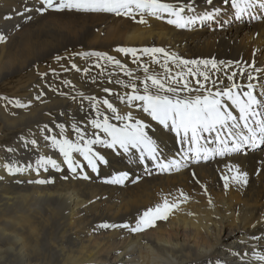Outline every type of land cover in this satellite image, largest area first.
I'll return each instance as SVG.
<instances>
[{
    "label": "bare ground",
    "instance_id": "6f19581e",
    "mask_svg": "<svg viewBox=\"0 0 264 264\" xmlns=\"http://www.w3.org/2000/svg\"><path fill=\"white\" fill-rule=\"evenodd\" d=\"M38 7H42L38 0H0V35L5 37L0 42V264H264L256 258L264 255L261 148L210 155L197 163L188 159L179 170L161 171L150 160L140 164L135 150L126 156L94 145L108 163L92 172L74 153L83 171L78 168L72 173L59 150L45 139L61 138L58 124L64 126V136L75 141L73 125L86 130V138H103L90 120L108 116L110 124L120 127L139 119L162 152L160 159L180 161L186 152L191 157L190 145L180 142L182 133L178 137L170 126L153 121L142 102L129 105L127 95L143 94L147 68V74L159 75L177 89L187 83L189 90L179 91V98L204 95L206 89L224 90L233 83L241 96L248 90L246 85H256L254 95L259 98V86L264 84V13L257 9V19L244 16L236 21L230 3L213 0V5H207L196 0L198 14L220 7L221 15L212 22L178 29L166 22L170 18L166 14L161 19L145 14L146 23L141 24L113 13L48 10L41 15ZM139 19L137 15L135 20ZM31 35L39 40L31 42ZM119 47L136 48L139 59L118 52ZM144 47L164 48L181 60H212L216 67L183 65L179 60L165 65L166 58L160 54L153 63L150 55L139 51ZM85 53H103L124 67ZM249 74L255 79L249 80ZM148 84L151 87V81ZM104 100L113 104L117 115L131 114L134 119L117 121ZM225 103L239 117L230 102ZM215 141V133H204L200 144L215 148ZM42 156L56 160L59 170L40 165ZM5 164L21 171L10 174ZM229 164L247 173L246 184L229 179L225 189L221 176L231 177ZM122 171L128 173L122 184L105 183ZM39 179L51 182H34ZM181 192L189 197L186 202ZM164 197L170 201L177 197L180 207L154 228L132 233L126 228L100 227L105 223L134 226L139 215Z\"/></svg>",
    "mask_w": 264,
    "mask_h": 264
},
{
    "label": "snow or ice",
    "instance_id": "6c2138e0",
    "mask_svg": "<svg viewBox=\"0 0 264 264\" xmlns=\"http://www.w3.org/2000/svg\"><path fill=\"white\" fill-rule=\"evenodd\" d=\"M38 3L42 7L36 8V11L43 15L48 10L53 11H75L78 13H113L117 16L131 17L137 23L144 24L146 20L144 15L153 16L157 19H161V14H166L168 17L167 23L173 25L178 29H190L197 22L207 23L214 21L221 15L222 9L220 7H214L211 11L205 10L197 13L196 0H175V3H166L162 0H38ZM207 5H213V0H205ZM224 4H229L234 10L235 20L241 21L244 16H251V19H257L254 14L258 9L261 13H264V0H223ZM30 11V9H29ZM23 15V14H21ZM139 15L140 19L137 21L135 17ZM10 18V17H6ZM264 18V17H261ZM31 19V17H28ZM5 37L0 35V42H3ZM120 53L132 54L136 57L137 49L134 47H119L116 49ZM146 55L152 57L153 63H157L156 54H160L165 57V65L170 60H179L183 65H198L202 64L205 68L211 65L216 67V63L212 60H181L175 53L166 51L160 47H144L139 49ZM84 55H92L96 57H103L114 63L118 67L124 66L120 61L115 60L112 57H106L103 53H85ZM59 60L60 58L57 57ZM138 60L139 57H136ZM99 66V65H97ZM75 67V66H74ZM143 67V65H140ZM250 67H254L250 65ZM165 71H168L165 67ZM145 80L143 94H128L127 102L129 105L134 101L142 102L143 111L148 114L153 121L158 124L169 128L178 137L183 134L181 143H187L190 145L189 151L192 152L190 157L188 153H184L182 160L170 159L165 162L164 159H160L163 155L157 146L156 142L145 131L146 125L139 119H136L134 123H125L120 127H117L109 123V117L104 116L103 120L94 119L90 120L92 128L97 129L104 133L102 138L99 135H95V138H86V130H81L78 126L73 125V130L76 133L77 139L75 141L68 139L64 136V126L58 124L60 129V139L55 137H45L52 147L59 150L60 155L63 157V163L67 165L70 172L75 173L78 168L83 171L80 163L74 158V153L79 154L86 162L87 167L92 172H98L99 165L107 164L108 161L105 156L99 151L93 149L94 145H101L108 149H112L114 152L123 153L128 156L135 150L139 153V163L145 164L146 160H150L154 166L161 171H171L172 169L179 170L185 166L184 160L191 159L192 162L197 163L200 159L205 161L209 159V156H225L232 153L241 152L245 147L251 150L261 148L264 150V84L259 87L261 89L259 98L254 95L256 85L248 84L245 87L248 89L243 92V95H238L236 92L237 85L233 83L230 87L224 90H218L212 92L210 89L205 90L204 95H196L190 98H179V91L189 90V85L184 84L183 89H177L166 84L159 75H149L148 69L144 68ZM131 76V73H127ZM200 75L208 80L209 77L204 72H200ZM236 73L229 76L228 79L232 80ZM168 79H172L171 76ZM248 79H255L251 74L248 75ZM151 81V87L148 84ZM180 81L177 80V83ZM67 83V81H64ZM117 83H121L117 81ZM215 83V82H213ZM201 88L205 86L200 85ZM135 89V85H133ZM104 91L108 92L109 89L105 88ZM199 92V89H195ZM164 93H171L172 95H166ZM39 98V97H38ZM89 99H95L91 97ZM121 102H124V98L121 97ZM226 102H230L231 107L235 108L239 112V117L234 116L229 111ZM19 102H17V105ZM103 104L113 113L114 118L117 121H131L134 117L131 114L117 115V109L108 100H104ZM93 110H96V105H92ZM243 123V129L241 124ZM208 133L216 134L215 148H206L200 144V140L203 138V134ZM227 133V138L221 139ZM83 141V143H81ZM231 141V146H229ZM35 145L36 141H30ZM12 151V149H9ZM130 162L131 157H130ZM40 165H51L52 168L59 170V165L56 160L41 157L38 161ZM4 167L11 174L13 171H21V169H12L9 165L5 164ZM233 174L231 177L222 175L221 179L225 181L224 187H229V179L237 184L247 183V173L239 171L238 168L234 169V166L229 164L226 166ZM147 170V168H146ZM88 179L87 176L83 177ZM128 178V173L125 171L119 172L118 175H114L111 180H106L105 183L122 184ZM37 184L50 183L39 179L34 181ZM136 181H133L135 183ZM197 183L199 181L197 180ZM203 187V185H201ZM180 197L186 202L189 197L181 192ZM180 199L173 197L170 201L167 197H164L162 203L150 207L145 210L142 215H139L134 226L129 224H102L100 227L108 228H126L132 233L144 232L150 228L156 227V222L160 220H167L169 215L178 210L180 207ZM211 203V200L209 201ZM235 255V253H233ZM260 261H264V255H257L256 257Z\"/></svg>",
    "mask_w": 264,
    "mask_h": 264
},
{
    "label": "rangeland",
    "instance_id": "374dc122",
    "mask_svg": "<svg viewBox=\"0 0 264 264\" xmlns=\"http://www.w3.org/2000/svg\"><path fill=\"white\" fill-rule=\"evenodd\" d=\"M40 39H42V38H40ZM30 40H31V42L32 41H38L39 40V37H37V36H35V35H31L30 36ZM42 41H44L43 39L40 41V43L42 42ZM37 49V48H36ZM36 49H34V50H36ZM37 54V52H35L33 55H36Z\"/></svg>",
    "mask_w": 264,
    "mask_h": 264
}]
</instances>
